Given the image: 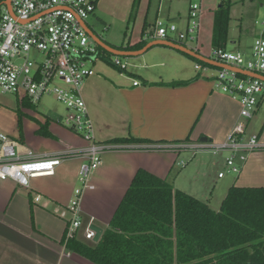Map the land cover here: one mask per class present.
I'll return each instance as SVG.
<instances>
[{"label": "crops", "instance_id": "crops-1", "mask_svg": "<svg viewBox=\"0 0 264 264\" xmlns=\"http://www.w3.org/2000/svg\"><path fill=\"white\" fill-rule=\"evenodd\" d=\"M247 1L253 3L252 0ZM159 10L160 1L156 17ZM148 32L134 41H130L131 38L125 41L124 37L115 46H132L141 39L148 43L154 40L148 37ZM261 32L264 30L255 33L254 39ZM254 39L248 48H240L239 42L231 41L236 50H230L228 43L226 50L250 57ZM195 46L197 53L212 58V48L202 53L198 42ZM134 50L138 49L130 51ZM127 57L130 68L125 69L127 76L119 73L117 79L94 74L81 86L95 139L108 143L112 138L132 136L157 143H110L115 147L103 152L100 165L90 175L92 188L83 191L80 201L82 226L93 223L100 226L102 232L138 168L165 179L173 187L206 201L210 206L209 197L203 196L202 190L190 189L193 188L192 183L201 187L199 181L208 184L206 173L209 163L203 162L200 156H187L184 165L179 166L175 162L180 159L181 152L193 155L196 152L150 147L157 144H194L205 142V138L209 139L208 143L221 144L227 140L239 119L238 102L213 86L216 68L205 66L197 69L195 61L165 45H154L145 53ZM133 81L139 84L133 85ZM185 81L189 82L183 84ZM263 103H259L253 116ZM60 116L55 112V123L47 120L48 130L54 138L28 134L26 143L17 141L20 154L24 155L26 151L33 154L59 153L66 148L84 147L86 142L79 135L59 123ZM251 119L246 123L245 134L257 135L261 146L249 152L240 166L238 179L246 181L252 176L250 180L264 179L255 177L261 173L260 170L264 173V133L260 135L257 129L248 131ZM81 162L80 156L65 158L53 175L30 179L28 188L11 179L0 182V264H94L67 248L64 234L68 214L61 215L73 189L78 186ZM221 166L217 179L229 174L226 171L218 176L219 172L226 170L225 162ZM186 179L190 184L185 183ZM213 182L215 186L218 181ZM234 182H222L218 189L223 188L226 192L230 185H235ZM36 194L41 196L38 202L33 200ZM78 236L83 238V228L78 231Z\"/></svg>", "mask_w": 264, "mask_h": 264}, {"label": "built area", "instance_id": "built-area-1", "mask_svg": "<svg viewBox=\"0 0 264 264\" xmlns=\"http://www.w3.org/2000/svg\"><path fill=\"white\" fill-rule=\"evenodd\" d=\"M201 6L202 0L188 3L182 28L170 19L157 16L148 37L186 47L187 43H196ZM94 10V0H0V93H20L22 100L28 103H36L43 95L53 96L69 111L63 125L86 142L82 148H66L59 153L33 154L26 151L21 155L17 141L0 131V182L11 179L28 188L30 179L53 175L63 159L80 156L78 186L73 189L72 197L61 214H68L66 240L81 228L83 238L92 240L94 231L89 225L82 226L80 201L83 191L92 188L90 175L100 165L103 152L115 147L95 139L93 122L81 93L84 80L95 73L88 63H94L103 55L82 25ZM189 48L196 50V46ZM212 59L264 73V32L254 39L250 57L240 52L216 49L212 50ZM113 63L121 70L126 69L117 56ZM195 68L206 67L195 63ZM137 84L138 81H133V85ZM213 86L235 99L240 106L239 119L227 140L221 144L201 141L194 144H157L151 148L186 149L193 153L227 150L230 155L225 159L226 171L237 173L246 161L247 153L261 146L257 135L245 134V127L259 103L264 102V81L240 77L234 71L219 68ZM179 165L183 166L184 162L180 161ZM223 174L219 172L218 176ZM40 198L36 194L33 200L38 202Z\"/></svg>", "mask_w": 264, "mask_h": 264}, {"label": "trees", "instance_id": "trees-1", "mask_svg": "<svg viewBox=\"0 0 264 264\" xmlns=\"http://www.w3.org/2000/svg\"><path fill=\"white\" fill-rule=\"evenodd\" d=\"M137 2L132 0L127 21L134 19ZM230 5V0H223L213 13L212 50H226ZM145 26L144 22L141 37ZM146 43L141 39L132 46L114 47L133 50ZM99 49L103 58L109 57L107 51ZM183 54L202 66L219 69ZM35 133L55 137L47 120ZM108 143L157 142L128 136ZM66 246L94 264H264V186L230 185L214 210L206 201L138 168L99 240L91 242L77 233L66 240Z\"/></svg>", "mask_w": 264, "mask_h": 264}, {"label": "rangeland", "instance_id": "rangeland-1", "mask_svg": "<svg viewBox=\"0 0 264 264\" xmlns=\"http://www.w3.org/2000/svg\"><path fill=\"white\" fill-rule=\"evenodd\" d=\"M95 10L86 19L88 25L93 32L101 37L106 42L119 45L120 41L125 37V41L131 38L130 41L139 38L141 35V28L143 23H146L145 31H150V23L154 21L159 6V0H138L136 5V13L134 19L127 21L128 14L131 8L132 0H94ZM190 1L198 0H166L160 2L159 17L170 19L178 28H182L187 17L188 3ZM249 4L247 0H230L229 15L227 30L228 48L232 51L236 50V46L231 44V41L240 44V48H248L251 40L254 39L255 33L264 30V0H252ZM220 4L218 0H202L200 25L198 29L197 42L199 43V50L202 53L211 50V31L213 13ZM149 6V7H148ZM149 24V25H148ZM188 46L194 47L195 42L188 43ZM249 45V46H248ZM145 53V52H144ZM149 53H147L148 55ZM114 55H109L108 58L98 57L94 63H88L99 77H114L118 79L119 73L126 75L125 70H121L111 64L114 60ZM122 64L126 65V69H130L127 64L128 57L119 56ZM193 69V68H192ZM127 76V75H126ZM55 112L61 114L59 123L63 125L65 117L69 114L65 105L57 101L51 95H43L36 103H27L22 100L20 93H0V131L7 134L12 139L26 143L28 134H35V130L39 124L46 120L55 123ZM253 116V115H252ZM248 124V131L252 132L257 129L260 135L264 133V103L257 114L251 117ZM37 127V128H36ZM65 127V126H64ZM67 128V127H65ZM230 153L226 151H218L213 153L209 150H199L194 155L190 152H181L180 159L186 162L187 156H200L203 162L209 163L210 168L206 173L208 184L205 185L198 179L201 187L198 188L195 183L192 187L195 191L202 190V195H207L210 201V208L217 210L221 200L225 195V190L218 189V184L232 180L235 185L248 186H264V179L250 180L238 179L240 177V170L237 173L229 172L223 179H217L218 169H221V164L225 162V157ZM247 153L246 156H248ZM180 159L176 160L175 164L179 165ZM174 165V167H176ZM181 166V165H179ZM226 172L223 171V173ZM255 175V177L264 178V173ZM236 177V178H234ZM250 180V181H249ZM188 185L190 180H184ZM218 181L215 186L213 184ZM246 181V182H242ZM248 183V184H244ZM214 188V189H213ZM199 195V194H198ZM206 197V196H205Z\"/></svg>", "mask_w": 264, "mask_h": 264}, {"label": "water", "instance_id": "water-1", "mask_svg": "<svg viewBox=\"0 0 264 264\" xmlns=\"http://www.w3.org/2000/svg\"><path fill=\"white\" fill-rule=\"evenodd\" d=\"M82 25L84 26L88 35L97 43V45L100 48H102L103 50L107 51L110 55H114L117 57H119V56L127 57V56L140 55L143 52H145L147 49H149L151 46L165 45V46L171 47L175 50H178L182 53H185V54H187V55H189V56H191L197 60H200L204 63L215 66L217 68L231 70V71H234L236 73L242 74L244 76L257 78V79L264 81V73L251 72V71H248V70H245V69H242L240 67H236V66H233V65H230L227 63L218 62L212 58L203 56V55L197 53L196 51H194L190 48H187L186 46H184L182 44L172 42V41H168V40H159V39L158 40H152V41L146 43L140 49L134 50V51L118 49L114 46H111L105 40H103L101 37H99L97 34H95L93 32L92 28L90 26H88V24L86 22H83ZM203 141L207 142V141H209V139L205 138V139H203ZM89 228L94 231L92 241L97 242L99 240L101 234H102V228L96 224H93V223L89 225Z\"/></svg>", "mask_w": 264, "mask_h": 264}]
</instances>
